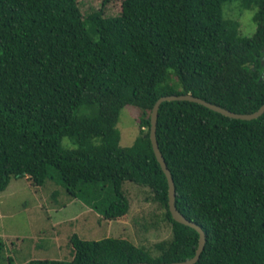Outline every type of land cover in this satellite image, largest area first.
<instances>
[{"label": "trees", "instance_id": "16d2710c", "mask_svg": "<svg viewBox=\"0 0 264 264\" xmlns=\"http://www.w3.org/2000/svg\"><path fill=\"white\" fill-rule=\"evenodd\" d=\"M230 6L254 13L251 37L227 14ZM184 93L237 113L264 103V0H122L117 15L83 13L77 0H0V192L12 178L43 186L54 170L69 195L120 220L130 206L123 184L131 182L152 192L172 231L157 253L127 238L74 234L70 260L27 264L162 263L195 254L199 234L172 218L149 137L155 101ZM125 106L140 110L130 146L120 145L117 126ZM156 139L177 209L206 236L194 264H264V112L242 120L164 101Z\"/></svg>", "mask_w": 264, "mask_h": 264}, {"label": "rangeland", "instance_id": "374dc122", "mask_svg": "<svg viewBox=\"0 0 264 264\" xmlns=\"http://www.w3.org/2000/svg\"><path fill=\"white\" fill-rule=\"evenodd\" d=\"M81 12L100 9L108 15L121 11L122 0H77ZM240 22L241 34L251 37L256 26L252 11L226 9ZM140 110L125 106L117 126L120 145H132L139 135ZM64 145L69 143L63 140ZM43 186H35L27 177L12 178L0 192V241L3 248L0 264H27L32 259L70 260V239L77 234L86 240L122 237L157 253L155 244L171 239V225L164 220V207L152 199V192L143 186L125 182L123 189L129 200V211L120 220H106L101 213L79 197L68 194L53 170ZM100 193H98L99 195ZM108 193L106 188L101 196Z\"/></svg>", "mask_w": 264, "mask_h": 264}, {"label": "water", "instance_id": "95a60500", "mask_svg": "<svg viewBox=\"0 0 264 264\" xmlns=\"http://www.w3.org/2000/svg\"><path fill=\"white\" fill-rule=\"evenodd\" d=\"M164 101H192L196 103H200L209 109H212L216 112H219L225 116L235 118V119H242V120H251L254 118H257L264 112V103L256 110L250 113H237L230 111L224 107H221L217 104L211 103L209 101H206L198 96L192 95L190 93H184V94H169V95H162L160 96L154 103L151 113H150V131H149V137L152 145V149L154 152V155L163 171V173L166 176L167 184H168V209L172 216V218L181 224L187 225L195 229L198 234V245L195 251V254L183 261H174V262H162V263H151V262H134V263H127V264H194L200 257L201 252L203 251L205 242H206V236L203 231V229L194 221H191L187 219L176 207L175 204V185L174 181L171 175V172L169 168L167 167V164L161 154V151L159 149L157 139H156V124H157V116H158V109L162 102Z\"/></svg>", "mask_w": 264, "mask_h": 264}, {"label": "clouds", "instance_id": "9594fccd", "mask_svg": "<svg viewBox=\"0 0 264 264\" xmlns=\"http://www.w3.org/2000/svg\"><path fill=\"white\" fill-rule=\"evenodd\" d=\"M249 15H250V17H251L252 15H254V13H250Z\"/></svg>", "mask_w": 264, "mask_h": 264}]
</instances>
